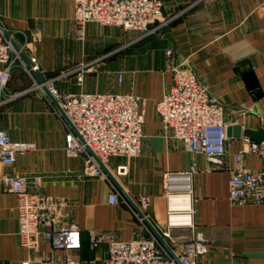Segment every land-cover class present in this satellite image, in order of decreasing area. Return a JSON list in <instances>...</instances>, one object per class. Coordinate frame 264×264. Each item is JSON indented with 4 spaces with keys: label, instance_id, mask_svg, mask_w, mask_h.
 Wrapping results in <instances>:
<instances>
[{
    "label": "crops",
    "instance_id": "1",
    "mask_svg": "<svg viewBox=\"0 0 264 264\" xmlns=\"http://www.w3.org/2000/svg\"><path fill=\"white\" fill-rule=\"evenodd\" d=\"M160 1L170 20L139 40H134L132 31L94 22L86 23L83 39H77L73 0H0V21L17 41L23 42L25 34L26 49L33 51L46 76L95 60L82 86L74 75L57 80L61 92H128L143 98L141 152L128 160L110 157L107 165L113 171L126 165V173L116 178L130 197H150L148 212L155 225L165 223L168 177L181 178L173 181V186L180 185L181 175L188 173L189 182L186 179L182 188L190 183L194 231L208 246L197 263L264 264V203L237 204L227 195L228 169L239 151L244 167L264 172V154L247 152L243 141L250 131H264V0ZM168 47L174 49L175 64L192 70L223 104L224 120L231 128L220 159L188 153L160 122L156 104L171 79ZM247 73L257 88L249 86ZM30 87V79L16 65L0 92V128L12 140L35 145L18 155L10 171L31 182L38 179L40 186L34 185V190L62 203L54 219L78 225L81 245L74 250L55 249L41 234L34 249L21 246L15 193L0 186V264H20L28 257L38 258L30 264H65L67 255L101 263L107 243L92 246V232H108L116 240L128 241L143 230L126 205L108 201L109 181L83 175L82 157L65 156L62 121L44 95ZM14 93L18 94L7 99ZM235 125L241 126L239 137L233 136ZM259 142L264 146V138ZM47 228L43 224L41 230ZM194 231L174 227L167 239L179 250Z\"/></svg>",
    "mask_w": 264,
    "mask_h": 264
},
{
    "label": "built area",
    "instance_id": "2",
    "mask_svg": "<svg viewBox=\"0 0 264 264\" xmlns=\"http://www.w3.org/2000/svg\"><path fill=\"white\" fill-rule=\"evenodd\" d=\"M75 8L73 20L76 38L84 37V27L88 22L98 25L117 26L138 34L140 39L164 26L170 17L163 15L160 0H73ZM0 24V92L10 78L11 69L19 65L31 81V89L39 90L51 109L62 121L64 132L63 152L66 157H82V174L104 178L110 183L108 201L123 203L137 218L143 233L128 241L116 240L108 232H92L89 242L92 246L107 243V252L101 263L94 260L81 262L67 255L65 264H198L197 260L208 252L205 238L194 231L191 187L182 188L189 182L188 173H183L182 184L174 185L179 177H168L170 182L166 192V217L164 226L151 221L148 208L150 197L141 194L130 197L119 184L109 177L101 166H105L114 179L126 173V165H118L111 170L107 163L110 157L129 159L139 155L143 137L144 109L142 97L137 94L120 92H61L56 82L75 76L76 84L82 86L84 75L92 69L95 60L83 61L76 66L62 70L53 76L44 75L33 51L26 49L24 41H17L8 31L7 37ZM11 40H14L16 49ZM28 58L29 64L20 56ZM171 70V79L161 99L156 104V112L169 134L179 140L184 149L193 155L203 154L220 159L225 153L227 140L224 107L208 90L199 77L190 69L175 64L172 47L165 50ZM39 71L42 82H38L34 72ZM122 79V74H117ZM46 87L47 94L43 87ZM19 93V92H18ZM18 93L7 97L11 99ZM246 151L256 155L264 154V146L245 135ZM30 141L12 140L8 132L0 128V186L11 190L16 196L17 238L21 246L34 249L42 234L43 240L55 249L74 250L81 245L80 229L75 223L64 224L54 217L62 203L51 195L34 190L40 184L28 181L26 176L10 171L18 155L34 149ZM243 151L234 156V164L229 167L228 198L237 204L264 203V172L253 171L243 166ZM187 174V175H186ZM178 179V180H177ZM36 180V181H35ZM35 182V183H33ZM33 183V185H32ZM35 185V186H34ZM183 193L187 201L171 203L175 194ZM43 224L48 225L41 230ZM183 227L193 230V235L184 240L179 250L168 241L170 229ZM163 238L166 245L155 234ZM37 257H28L20 264H30Z\"/></svg>",
    "mask_w": 264,
    "mask_h": 264
},
{
    "label": "water",
    "instance_id": "3",
    "mask_svg": "<svg viewBox=\"0 0 264 264\" xmlns=\"http://www.w3.org/2000/svg\"><path fill=\"white\" fill-rule=\"evenodd\" d=\"M0 24H1V21H0ZM3 32H4V34L7 36V37H9V33H8V31L7 30H5V29H3ZM11 42H12V44H13V46L16 48V49H18L17 48V46H16V43H15V41L14 40H11ZM20 56L22 57V59L25 61V63L26 64H29V61H28V58H27V56L25 55V54H23L22 52H20ZM34 76H35V78H36V80L38 81V82H42V75H41V73L39 72V71H36V72H34ZM247 78H248V81H249V86L251 87V88H257V83H256V81H255V79L253 78V76H252V74H250V73H247L246 75H245ZM44 88V90H45V92L47 93V94H49V92H48V90H47V88L44 86L43 87ZM256 95L257 96H261L262 95V92L261 91H259V90H257V93H256ZM230 128H231V126H228L227 128H226V134H227V136H229L230 134ZM233 129H234V133H233V136H235V137H239L240 136V132H241V126L240 125H235L234 127H233ZM250 138H252L253 140H255V141H261L263 138H264V131L262 130V129H258V130H256V131H250ZM101 166L104 168V170L107 172V174L109 175V177L116 183V185L117 186H119V183H117V181L114 179V177L111 175V173L108 171V169L105 167V166H103L102 164H101ZM120 187V186H119ZM154 230V229H153ZM154 232H155V234L159 237V239L166 245V243H165V241L163 240V238L154 230Z\"/></svg>",
    "mask_w": 264,
    "mask_h": 264
},
{
    "label": "bare ground",
    "instance_id": "4",
    "mask_svg": "<svg viewBox=\"0 0 264 264\" xmlns=\"http://www.w3.org/2000/svg\"><path fill=\"white\" fill-rule=\"evenodd\" d=\"M186 187V185H185ZM175 201H179V202H184L187 201V196L184 194H178V195H174L172 197L171 203L175 202Z\"/></svg>",
    "mask_w": 264,
    "mask_h": 264
},
{
    "label": "rangeland",
    "instance_id": "5",
    "mask_svg": "<svg viewBox=\"0 0 264 264\" xmlns=\"http://www.w3.org/2000/svg\"><path fill=\"white\" fill-rule=\"evenodd\" d=\"M156 32V31H155ZM155 32H153V33H155ZM153 33H150V34H148V35H146L145 37H150L151 35H153ZM138 34H136L135 33V38H134V40H139V38H138ZM144 38V37H143ZM140 39H142L141 37H140ZM70 68V67H69Z\"/></svg>",
    "mask_w": 264,
    "mask_h": 264
}]
</instances>
